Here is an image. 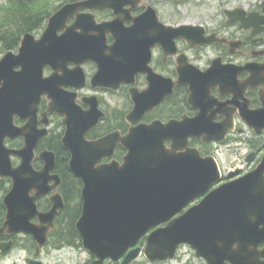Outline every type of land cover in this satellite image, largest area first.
<instances>
[{"label":"water","instance_id":"1","mask_svg":"<svg viewBox=\"0 0 264 264\" xmlns=\"http://www.w3.org/2000/svg\"><path fill=\"white\" fill-rule=\"evenodd\" d=\"M140 1L85 0L67 5L50 19L40 40L31 35L24 36L19 53L9 52L0 61V169L2 175L11 176L14 182L6 199L9 212L4 229L8 228V233L25 231L37 238L41 235V243H44L47 230L53 224V213L39 214L34 205L36 198L49 191L47 186L39 187L35 182H49L52 179L50 172L55 167V156L49 152L40 155L45 161L40 172H35L32 167L34 149L43 137L37 131V114L43 95L52 100L49 112L66 116L63 145L71 153L72 172L85 183L84 214L78 228L87 250L100 259L95 264H103L107 258L117 259L123 252L119 242L126 239L124 249L133 245V240L141 237L142 230L147 231L168 220L220 180L214 162L202 160L196 151L179 155L182 170L178 168V173L172 172L176 158L165 153L162 141L176 133L175 126L161 125L162 130L154 129V126L141 127L138 132L132 131L125 137L114 132L98 141H87L86 132L98 124L103 114L93 110L81 111L75 96L63 90L76 77L74 72L79 73L78 82L74 84L82 83L85 74L80 67L86 62L92 61L99 66L94 77L98 82L95 87L118 86L125 80L119 74L123 65L149 57L150 44L165 38L163 35L172 28L164 26L151 8L133 19L131 12ZM127 6L131 8L126 10ZM86 10L89 13L81 14ZM104 10H112L116 18L98 24L93 12ZM72 17L76 21L68 27L67 22ZM128 22H133V26L127 28L125 24ZM61 30L65 32L58 35ZM174 31L180 33V29ZM108 33L114 38V43L109 46ZM53 63L58 69L51 77L44 78L43 70ZM70 64L77 67L70 70ZM181 79L180 84L190 86L194 99L202 94L203 85L184 75ZM150 81L148 103L139 105L136 101L137 106L128 117L130 122L137 121L163 99V94L156 90L155 78ZM231 83L236 90L233 76ZM132 94L138 96L134 91ZM15 116L29 120V123L18 129L13 125ZM204 121L199 118L194 124L181 126L184 144L189 136H201L203 132L211 131ZM18 136L25 137V147L21 151L5 149V139ZM119 142L129 151L124 164L99 166L102 159L113 155ZM17 154L23 162L18 169H13L10 157ZM34 190L39 194L31 197ZM18 208L25 210L20 213ZM254 214L258 217L257 223H262L264 161L255 172L211 193L182 218L154 232L149 237L146 255L151 262H162L173 258L181 244L188 243L208 264H225L227 260L232 264H264L260 260L264 253L251 250L252 244L257 246L264 242V229L255 231L252 227L254 221L250 216ZM34 216L40 218L41 225L29 222ZM124 222H127L126 226ZM139 225L146 229L132 233V229ZM221 242L228 243L230 249L236 244L237 249L232 247L228 253L220 246ZM3 248L0 245V252L6 253Z\"/></svg>","mask_w":264,"mask_h":264},{"label":"flooded vegetation","instance_id":"2","mask_svg":"<svg viewBox=\"0 0 264 264\" xmlns=\"http://www.w3.org/2000/svg\"><path fill=\"white\" fill-rule=\"evenodd\" d=\"M175 1L177 2V0ZM162 6L160 5L158 8L156 6L160 19L165 26L172 27L170 32H166L163 35L167 43L164 45V42H155L152 46V57L149 62H144L145 64L140 62L141 66L137 63L135 67H137V71L150 68L158 75L171 79L175 83V87L172 94L152 113L147 114L139 124H150L157 120L166 123L171 120H180L184 116L193 118L199 114L201 107L207 110L208 115H212L213 123L228 125L232 119L231 112L226 110L225 104L234 98L231 94H222L218 86L213 87L210 90L212 101L205 99L198 108H194L188 101L190 96L188 87L182 86L178 81L180 75L178 72L179 67L184 68L188 66L201 73H205L213 68L215 62H218V70H223L227 66H232L238 70L237 82L240 84H246L249 77L251 78L253 75H256L249 68L260 69L259 79L253 82L255 86L246 87L238 103L241 106L242 104H246L247 109L251 111L264 109V98L261 96L264 94V0H240L239 5H227L224 8L219 7V9L214 6L213 10L215 12L212 10L213 18L199 20L194 23L184 22L178 24L203 26V31L194 30L195 34L192 30L186 33H176L174 31L176 26L165 22V18L161 12ZM144 11L145 8L142 6L134 15L142 14ZM98 17L100 20L112 18L109 16L103 19L102 14ZM192 34H194L192 40L189 42L185 41L184 35ZM171 40L174 41L172 42ZM212 40H225L226 42L191 47L194 44L198 45L199 43H206ZM109 42H112L110 37ZM231 42L233 44H239V46L234 45L235 48H232L229 45ZM179 58H186V61L182 60L179 62ZM244 68L246 69L243 70ZM98 69V65L94 63L84 65V70L88 78H91ZM229 74L231 75V73ZM221 80L225 83V72L222 73ZM89 85L87 84L86 88L79 92L80 97L92 96L90 95L92 91ZM134 87L140 91L147 87L146 76L144 74L136 75L133 85L123 83L119 91L101 90L97 94L99 95V106L107 114V117L96 129L89 133L88 139L94 140L101 138L113 132V127L121 128L120 130L123 135L128 133L130 126L126 124L125 116H121L120 108L122 106V100L124 102V108L126 107L125 99L130 96L129 90ZM222 91L225 92L226 88L224 87ZM121 97L122 100L120 99ZM81 105L83 111L89 109L88 105L84 103H81ZM223 105L224 107H222ZM128 108L130 110L132 109L130 98H128ZM46 110L47 105L42 106L39 122L42 121L41 114L46 112ZM242 119L241 113L239 111L236 112L233 116L235 133L227 134L225 139L220 143H203L200 138L190 139L189 141V146L198 149L203 158L214 157L217 160L223 177V182L220 185L228 182L229 175L232 172L240 170V173L243 172L246 174L253 170L259 164L264 154V128H261L263 134L259 136L255 130L249 129ZM18 124L22 126L24 122L18 120ZM39 127L41 126L39 125ZM54 134L57 136L60 133L57 132L55 120L52 118L50 134L40 140L36 150L37 154H40L46 149L51 150L49 144L51 145L56 141ZM22 142V139H19L16 145L20 146ZM171 145V141H165L167 148L171 147ZM125 154L126 151L121 146H118L115 150L114 158L121 161ZM233 155H235V158L228 162L227 158H231ZM243 157V164L247 167L238 169ZM249 160L251 162H247ZM15 163L18 165L19 161L15 159ZM10 189L11 185L9 184L7 193ZM69 189L66 187V183L63 182L61 190L65 195V212L68 210V201L70 200V198H67L65 192L68 193ZM76 190L75 195L72 194V199L78 198V188ZM6 194L0 195V228L7 215V209L3 202ZM199 201L196 200L191 205H195ZM78 203L79 205H76L73 211H68L69 213L64 215L65 220L61 218L65 213L64 211V213L62 212L63 214L61 213L57 217L55 226L50 230L47 241L43 246H39V243L31 234L19 233L15 235H4L1 241H12L13 248L6 255L0 254V264H30L31 262H40L41 264H88L87 260H90L92 256H89L90 258L88 259L89 254L83 248L75 224L82 213L81 200ZM37 205L41 212L50 210V198L38 200ZM32 222L37 224L38 220L33 219Z\"/></svg>","mask_w":264,"mask_h":264},{"label":"rangeland","instance_id":"3","mask_svg":"<svg viewBox=\"0 0 264 264\" xmlns=\"http://www.w3.org/2000/svg\"><path fill=\"white\" fill-rule=\"evenodd\" d=\"M16 2L17 0H13ZM64 0H22L21 7L22 10H32L35 13H41L44 15L52 14L56 7L62 4ZM178 6L172 4L171 0H167L164 2L162 6V14L165 18V22L173 25H177L180 23H194L199 20H204L208 18H213L212 10L213 7L216 6L217 9L219 7H226L227 5H239L240 0H178ZM10 6L9 0H0V29L7 27L13 30V35L17 33V18L19 17L21 11L20 9L14 11L12 13L7 12V7ZM176 11H178L176 13ZM215 12V10H213ZM43 19V18H42ZM47 19L42 21V27H44L47 23ZM43 29L37 34L40 36ZM1 43V42H0ZM235 158V155L231 158H227V161H232ZM244 157L242 158L239 167L241 169L247 167L243 164ZM169 264H204L202 260L195 258L194 252L190 250L188 247H184L179 254V257Z\"/></svg>","mask_w":264,"mask_h":264},{"label":"trees","instance_id":"4","mask_svg":"<svg viewBox=\"0 0 264 264\" xmlns=\"http://www.w3.org/2000/svg\"><path fill=\"white\" fill-rule=\"evenodd\" d=\"M67 1V0H66ZM70 1V0H68ZM10 6L7 7V12H14L20 11L23 9L21 7L22 0H17L14 2L13 0H9ZM48 15H44L41 13H35L32 10H22L19 17L17 18V33L13 35V30L10 28H1L0 29V56H2L4 53L10 50H16L20 44L21 36L26 33H32L36 32L38 29L42 26V21L47 17ZM43 18V19H42ZM61 136V134H58L57 136H54L55 140L58 139V137ZM52 143V142H51ZM49 147L51 150L55 151V153L58 155L59 160H62L61 163L58 164V172L63 169V172L67 170L68 165L67 160L69 158L68 154L63 150L60 141H54L51 145L49 144ZM63 156V158H61ZM68 173V174H67ZM67 177L63 176V179L65 180L66 187L70 188L68 195H75V192L77 191L76 188H79L80 182L75 179L71 173L67 170ZM62 175V173H61Z\"/></svg>","mask_w":264,"mask_h":264}]
</instances>
